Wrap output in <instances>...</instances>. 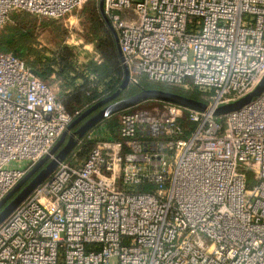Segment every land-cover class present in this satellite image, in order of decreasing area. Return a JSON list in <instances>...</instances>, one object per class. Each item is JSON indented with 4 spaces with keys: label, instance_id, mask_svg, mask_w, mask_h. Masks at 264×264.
<instances>
[{
    "label": "built area",
    "instance_id": "2783aa9c",
    "mask_svg": "<svg viewBox=\"0 0 264 264\" xmlns=\"http://www.w3.org/2000/svg\"><path fill=\"white\" fill-rule=\"evenodd\" d=\"M87 1L0 0V32L14 13L59 18ZM102 10L128 86L142 76L197 86L205 108H136L142 100L117 114V137L105 122L87 132L85 156L57 161L0 222V264H264V88L215 114L264 76V0H102ZM72 121L50 84L0 50V200L56 159Z\"/></svg>",
    "mask_w": 264,
    "mask_h": 264
},
{
    "label": "trees",
    "instance_id": "16d2710c",
    "mask_svg": "<svg viewBox=\"0 0 264 264\" xmlns=\"http://www.w3.org/2000/svg\"><path fill=\"white\" fill-rule=\"evenodd\" d=\"M90 1L97 2V0H89L83 5L90 3ZM86 8L87 6L83 10H86ZM28 18L31 21H27ZM34 19L37 18L30 17L22 11L14 13L12 16L14 24L7 26L0 32V50L13 53L24 60L27 66L43 80H50V75L54 73V80L57 81V94L62 99L68 113L73 116V120L79 117L85 109L117 90L123 78V69L118 59L115 39L100 12H98V20L90 19L86 36L88 35L90 42L95 44L94 46L98 53H104L101 50V43L103 40L108 39L109 42L111 41L113 51H109V56L103 55V60L99 62L91 58L86 59V62L78 63L77 53L73 48L67 46H60L57 52L47 47L36 49V28L31 23ZM26 55L27 58L30 55L32 56L31 61L26 58ZM76 80L80 81L79 85H76ZM144 88L168 90L195 100H200L199 93L196 90H183L179 87L166 86L160 83H147L142 80L137 85L128 86L123 89L119 92L118 97L123 91L125 92L123 97H128ZM67 89H71V92H66ZM138 103L112 113L109 117H104L95 123L82 136V142L84 143L74 145V149L79 150L77 154H86L90 147V141L88 142L85 139L86 134L101 122H105L109 127L112 137H117L118 121L116 114L121 111L130 110ZM104 105L92 111L87 118L96 113ZM76 111H79V114H76ZM78 128L79 124L74 125L71 129L76 131Z\"/></svg>",
    "mask_w": 264,
    "mask_h": 264
},
{
    "label": "rangeland",
    "instance_id": "374dc122",
    "mask_svg": "<svg viewBox=\"0 0 264 264\" xmlns=\"http://www.w3.org/2000/svg\"><path fill=\"white\" fill-rule=\"evenodd\" d=\"M82 6L80 7L81 9L78 8L75 11L68 13L62 17L53 18V19L48 18V17L36 16V15L29 14L27 12H24V13H27V15L30 17L37 18V19L32 20L31 22L32 24H34L36 28V31H35L36 49H40L41 47H47L57 52L58 49H60V46L71 47L75 49V52L78 54L80 61H84V62H86V59H91V58L99 62L103 60L102 58L103 55L109 56L108 53L113 51V46L110 43L111 41L109 42V39L103 40L101 43L102 49L101 48L100 49L104 53H101V52L98 53V51L96 50L94 46L95 44L90 42V40L88 39L89 38L88 35L86 36V34L88 33L90 19L93 18L94 20H98V12H99L98 3L90 1V3H87L86 5H82ZM86 6H87L86 10H83L84 7ZM121 12L127 16L133 17L134 23L138 22V15L135 11H133L132 8L123 10ZM27 21H31V19L28 18ZM13 24L14 22L11 17V22H9L8 26L10 25L12 26ZM26 58H27V55H26ZM27 59L31 61L32 56L31 55L28 56ZM141 80L143 82L152 83L148 81V79L145 76H142ZM45 81L51 85V87L54 89V92H55L56 89L51 83H49V80H45ZM163 85L179 87L183 90H196L198 91L199 96H200V100L198 101L203 102V103H205L203 94L209 93L207 89H200L197 86H193V85H191L189 89H185L181 86L174 85V84H163ZM124 93L125 92L123 91L119 95L118 98L119 99L125 98L123 97ZM160 102L161 101L155 100V99H145L144 102L139 104L140 106L136 108L145 109V110L153 109L155 107H158ZM68 132L69 131L62 133V135L64 134V139L61 144L63 146L61 150L59 151L58 156L64 150L63 148L67 146L66 143L70 142L68 144L69 146H67L68 150L74 144L72 139L69 137ZM73 149H74V146L72 149L69 150L70 152L68 153V155H66L67 157L65 156L66 157L65 160H67L68 157L74 153L73 151L75 150ZM82 155H78L77 158L79 159ZM54 167H55L54 161H45L43 164L40 165L39 168L36 169L33 175L24 183V185L21 187L19 191L23 189H28L31 185L34 186L37 182H40L41 180H43L45 177H47V175H49V173L53 170ZM248 177L249 179L247 181V185L250 187L253 185L254 182H253V178L251 177V174H248Z\"/></svg>",
    "mask_w": 264,
    "mask_h": 264
},
{
    "label": "water",
    "instance_id": "95a60500",
    "mask_svg": "<svg viewBox=\"0 0 264 264\" xmlns=\"http://www.w3.org/2000/svg\"><path fill=\"white\" fill-rule=\"evenodd\" d=\"M99 10H100L101 16L103 17L104 21L106 22V24H107L109 30L111 31V33L115 39V42H116L117 40H116L115 32L113 31V29L111 28V26L109 24V21L107 20V18L103 14L102 0L99 1ZM117 51H118V55L120 57V52H119L118 46H117ZM123 70H124L123 79L121 81V84L117 88V90L113 94L99 100L98 102L91 105L89 108L85 109L79 115V117L75 118L68 125L66 131H69L74 125L85 120V118L92 111L96 110L97 108H99L100 106L105 104L101 109H99L96 113H94L92 116H90L88 119H86L80 125V127L75 131V134H76L75 138L72 135L70 136V138L72 139L74 144L76 143L77 139L81 138L87 130H89L95 123H97L99 120H101L105 116L110 115L112 113H115L121 109L131 107L134 104H136L142 100H145V99H155V100H159L161 102L175 103V104H179V105H182V106H185L188 108L197 109V110H203L205 108V104L203 102H200L198 100L186 97V96L178 94V93H174V92H171L168 90H163V89H157V88H144V89H141L140 91H138V92H136V93H134L128 97L119 99V98H117L119 92H121L123 89H125L128 86V71H127V68L125 66H123ZM263 88H264V76L253 92H251L250 94H248L247 96L238 100L235 103L227 104V105H224V106L217 108L215 110V114L227 113L229 111H232V110L239 108L243 104L250 101L253 97L258 95L262 91ZM63 139H64V134L61 135L60 139L57 141L54 148L52 149V152L57 150V147L62 143ZM69 143L70 142L66 143V145L69 146L68 145ZM74 144L71 146L70 149H72ZM67 146L65 148H63L64 150L61 152V154L59 156H58L59 153L56 155V159L53 160L55 162V164L57 161L62 160L68 154L70 149L68 150ZM46 160H47L46 157L40 159L34 165V167L13 187V189L11 191H9L0 200V222L3 220V218H5V216L9 212H11V210L18 204V202L22 198H24L34 187H36L42 181L41 180L40 182H37L34 186L31 185L28 189H23V190L19 191L21 189V187L24 185V183L33 175V173L36 171V169L39 168L40 165L43 164Z\"/></svg>",
    "mask_w": 264,
    "mask_h": 264
},
{
    "label": "crops",
    "instance_id": "0c3cea01",
    "mask_svg": "<svg viewBox=\"0 0 264 264\" xmlns=\"http://www.w3.org/2000/svg\"><path fill=\"white\" fill-rule=\"evenodd\" d=\"M100 11V10H99ZM51 50V49H50ZM74 51H75V49H73ZM52 51H54V50H52ZM78 51V50H77ZM117 53H118V51H117ZM77 62L78 63H83L84 61H80V59H79V56H78V54H77ZM118 59H119V62H120V57H119V55H118ZM120 65H121V63H120ZM122 66V65H121ZM122 69H123V66H122ZM122 73H123V75H124V70L122 71ZM122 75V76H123ZM54 78H55V74L54 73H52L51 75H50V80H49V83H51L54 87H55V94L58 96V94H57V81L56 80H54ZM52 80H54V81H52ZM76 85H79L80 84V81L79 80H76ZM66 92H71V89H67L66 90ZM59 97V96H58ZM60 98V97H59ZM86 119H88L87 117L85 118V120ZM85 120H83L81 123L79 122V123H77V124H79V127H80V125L85 121ZM76 124V125H77ZM68 135H69V137L72 135L74 138L76 137V134H75V131L74 130H72V129H70L69 130V132H68ZM82 138V137H81ZM62 144V143H61ZM59 145L58 147H57V150H56V155L59 153V151L61 150V148H62V146L63 145ZM76 144V143H75ZM74 144V145H75ZM73 148V147H72ZM75 150V149H74ZM70 152V151H69ZM68 152V153H69ZM75 154H76V156H78V152H79V150H75V151H73ZM73 153V154H74ZM68 155V154H67ZM72 155V154H71ZM70 155V156H71ZM70 156L68 157V158H70ZM85 155H82L79 159H82L83 157H84ZM67 157V156H66ZM66 157L64 158V159H66ZM63 160V159H62Z\"/></svg>",
    "mask_w": 264,
    "mask_h": 264
}]
</instances>
